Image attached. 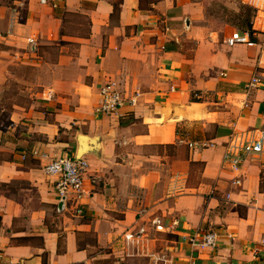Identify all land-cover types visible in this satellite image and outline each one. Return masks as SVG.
<instances>
[{
  "label": "crops",
  "instance_id": "obj_1",
  "mask_svg": "<svg viewBox=\"0 0 264 264\" xmlns=\"http://www.w3.org/2000/svg\"><path fill=\"white\" fill-rule=\"evenodd\" d=\"M7 1L0 0V92L12 67L51 71L36 102L13 105L8 124L0 121V264H43V254L45 264H150L161 249L183 264V238L196 230L219 235L196 264H264V174L245 162L234 186L237 175L222 164L230 133L264 124V22L255 10V46L229 47L230 34L244 31H211L198 0ZM72 15L87 20L85 35L68 31ZM46 47L58 48L56 61ZM252 77L260 83L247 91ZM109 79L125 97H139L100 117L98 90ZM78 135L89 138V153L78 156L88 162L80 215L60 210L55 178L43 170L52 158H78ZM178 136L213 146L192 150ZM153 216L163 232L147 224ZM144 225L149 239L127 256L135 247L124 234Z\"/></svg>",
  "mask_w": 264,
  "mask_h": 264
},
{
  "label": "built area",
  "instance_id": "obj_2",
  "mask_svg": "<svg viewBox=\"0 0 264 264\" xmlns=\"http://www.w3.org/2000/svg\"><path fill=\"white\" fill-rule=\"evenodd\" d=\"M62 1V0H58ZM241 4L252 7L255 10V17L264 22V0H238ZM45 2V0H41ZM254 37L253 33L244 31H234L226 40L229 47L235 45H246L247 47L255 46V42L251 39ZM27 44L30 51L35 53L37 51V44L34 38H28ZM259 65L264 66V41L261 43V50L258 60ZM223 75V74H222ZM260 83L259 78L252 77L246 84L245 90L257 88ZM139 97V92L136 91L131 97H125L117 82L109 79L98 90V103L94 109V113L100 117H112L117 115L119 110L125 106H134L136 98ZM183 141H180L182 143ZM189 149L201 150L212 147L213 144L186 142ZM22 158H24L22 156ZM252 163L256 165L261 173L264 174V124L251 133L240 134L231 137L225 143L224 152L222 155V164L227 166L231 172L237 176L232 181L234 186L241 185L240 170L245 163ZM88 169V162L82 157L60 156L50 160L44 166L43 170L46 175L55 178L54 190L57 201L60 205V210L71 209L76 215H80L83 210V200L85 197L84 181ZM97 178H92L91 183H96ZM172 191V196H174ZM229 196L227 195L226 198ZM138 217L142 218L146 215L144 210L138 212ZM162 220L153 216L147 223L154 230V232H163L164 226ZM147 226H141L137 230L129 231L124 234V242L127 248L135 247L134 251L126 253L127 256L137 254V246L141 245L140 239H149V232ZM219 240L218 233L214 231L196 230L194 233L183 238L189 256L187 262L183 264H196L197 257L202 252L213 251L217 248ZM260 247L264 249V239L259 243ZM257 256V251L254 253ZM151 259L150 264H182L174 260L173 256L165 250H159L158 253H152L148 256ZM2 256L0 254V260ZM19 264V263H15Z\"/></svg>",
  "mask_w": 264,
  "mask_h": 264
},
{
  "label": "rangeland",
  "instance_id": "obj_3",
  "mask_svg": "<svg viewBox=\"0 0 264 264\" xmlns=\"http://www.w3.org/2000/svg\"><path fill=\"white\" fill-rule=\"evenodd\" d=\"M8 3L7 0H1ZM201 12L204 14L203 25L211 31L224 37L229 35L233 28H240L241 19L239 14L241 8L247 7L237 0H198ZM244 12V11H243ZM253 15V13H252ZM68 31H74L81 28L82 35H85L88 29L87 20L80 15H72L68 18ZM81 24V25H80ZM241 29V28H240ZM47 55L50 61H56L59 55L58 48L46 47ZM41 55V53H39ZM40 61V60H38ZM50 71L47 66L32 67L23 65L12 67L8 75L5 88L0 92V121L7 125V114L11 111L13 105L27 107L43 94L44 88L49 86ZM245 134L230 133L228 139L233 136ZM171 151V150H170ZM207 232V231H204ZM216 232V231H214ZM217 233V232H216Z\"/></svg>",
  "mask_w": 264,
  "mask_h": 264
},
{
  "label": "trees",
  "instance_id": "obj_4",
  "mask_svg": "<svg viewBox=\"0 0 264 264\" xmlns=\"http://www.w3.org/2000/svg\"><path fill=\"white\" fill-rule=\"evenodd\" d=\"M117 9L114 8L113 10V17L114 15L117 14ZM244 11V12H243ZM253 11L250 7H243L241 8V12L239 14V18L241 19V24H240V30H243V31H248V32H251L252 30V25H251V19L253 17L252 15ZM252 33V32H251ZM193 99V97L191 98ZM180 135V133H179ZM198 135H200V132L197 133L196 137H198ZM179 137V141H185L184 139H182L183 137L182 136H178ZM189 140L185 141V142H194L195 139L192 138V136H189L188 138ZM44 256H46V254H43V264H45V260H44Z\"/></svg>",
  "mask_w": 264,
  "mask_h": 264
},
{
  "label": "water",
  "instance_id": "obj_5",
  "mask_svg": "<svg viewBox=\"0 0 264 264\" xmlns=\"http://www.w3.org/2000/svg\"><path fill=\"white\" fill-rule=\"evenodd\" d=\"M77 140H78V144H79V149H78V152H77V157L78 156H82L86 152L89 153V151H87V148L85 147V142L87 140H89V138L86 137V136H83V135H78L77 136ZM90 141H92V140H90Z\"/></svg>",
  "mask_w": 264,
  "mask_h": 264
}]
</instances>
